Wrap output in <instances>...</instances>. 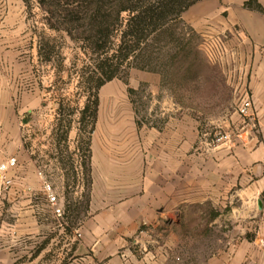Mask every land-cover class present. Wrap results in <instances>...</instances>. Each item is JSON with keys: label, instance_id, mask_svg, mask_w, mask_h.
I'll return each instance as SVG.
<instances>
[{"label": "crops", "instance_id": "0c3cea01", "mask_svg": "<svg viewBox=\"0 0 264 264\" xmlns=\"http://www.w3.org/2000/svg\"><path fill=\"white\" fill-rule=\"evenodd\" d=\"M249 1L203 0L182 17L202 38L226 43L224 62L210 65L219 76L211 81L217 97L221 84L231 96L217 118L233 140L213 146L202 139L200 112L179 104L161 76L145 77L162 108L141 125L132 114L128 128L96 127L89 217L74 231L64 264H169L178 237L161 231L206 206L211 226L228 234L201 264H264V0H255L261 11L247 8ZM40 66L24 1L0 0V165L18 162L11 184L0 183V264L31 260L39 233L63 227L23 140L25 118L44 106ZM246 96L253 107L243 119L230 107Z\"/></svg>", "mask_w": 264, "mask_h": 264}, {"label": "rangeland", "instance_id": "374dc122", "mask_svg": "<svg viewBox=\"0 0 264 264\" xmlns=\"http://www.w3.org/2000/svg\"><path fill=\"white\" fill-rule=\"evenodd\" d=\"M26 2L39 49L44 46L46 54L39 68L44 106L25 118L23 140L29 157L56 192L62 207L63 216L59 220L63 227L41 231L35 238L31 260L23 258L16 264H64L71 254L73 233L89 217L91 205V161L89 154L85 153L91 126L89 122L81 126L80 115L72 112L76 105L80 109L85 106L87 92L96 87L101 77L97 67L105 66L110 73L120 69L118 78L99 90L97 127L116 125L128 128L132 114L137 125L145 123L149 114L154 116V112L162 107L155 103L152 85L142 80L159 75L163 79V88L179 104L192 106L200 112L202 139L212 142L221 137L226 142L227 139L233 140V135L221 125L222 118H217V114L229 107L230 102L226 100L231 96L226 94L223 84L219 88L220 95H215L211 80L219 76L210 66L214 62L205 50L210 41L195 33L183 20L168 25L163 35L130 48L128 41L122 45L120 41L128 19L126 13H119L123 0ZM67 3H74L75 9ZM94 3L103 7L98 15L92 7ZM133 4H138V0ZM67 7L76 13L69 15ZM49 21L58 30L51 29ZM67 29L73 38L65 32ZM91 37L93 41L97 37L100 40L102 49L99 54L93 53L96 50H89L87 42H82ZM126 57H130V64ZM215 62L221 63V60ZM137 67L151 68L155 72ZM222 79L221 76V83ZM130 90L135 93L129 94ZM239 103L230 107L231 112L237 111ZM59 109H62L61 116ZM68 126L72 131L68 142L64 143L60 137ZM81 129L87 132H81ZM85 163L87 169L83 167ZM212 218V210L206 206L203 215L193 212L177 228L161 231L166 239L171 234L178 237L169 264H201V260L224 247L228 229L211 226ZM177 256L184 257L182 262L172 259Z\"/></svg>", "mask_w": 264, "mask_h": 264}, {"label": "trees", "instance_id": "16d2710c", "mask_svg": "<svg viewBox=\"0 0 264 264\" xmlns=\"http://www.w3.org/2000/svg\"><path fill=\"white\" fill-rule=\"evenodd\" d=\"M127 1V2H126ZM134 0H123L119 7V13L122 15L126 13L128 15V19L125 22V29L122 31L120 36L121 45L128 41V44L133 46H141L140 44L146 43L150 41L152 38L156 36H160L164 34L168 25L173 22H178L182 20L183 15L195 4L203 0H138V4H133ZM24 3H27L26 0ZM70 7L75 5L74 3H67ZM72 5V6H71ZM247 8L256 9L261 11V7L255 3V0H250L246 4ZM95 9L96 14H100L103 7L97 3H94L92 6ZM66 12L69 15H73L76 13L74 9H69V7L65 8ZM49 26L51 29L58 30L57 27L49 21ZM73 38V34L70 30H65ZM163 33V34H162ZM80 38V37H79ZM93 37L89 39H83L82 42H87V47L89 50H96L93 53L99 54L101 52V47L99 44V38L97 37L96 41L92 40ZM44 46L39 49V56L41 59L45 57ZM127 63L130 61V57L125 58ZM48 60V59H47ZM130 64V62H129ZM142 71H150L155 72L154 69L146 67H137ZM99 74L101 77L98 78V83H96V87L87 92V102L85 106L80 109L78 105H76L73 109L72 114H79L80 120L79 124L82 126L86 122L90 123V131H89V139L86 143L85 153L89 154L90 161L92 159V136L96 130L98 123V113L100 107L99 100V90L104 87L107 83L112 82L114 79L118 78L120 69H115L111 73L104 67H97ZM134 90H130L129 94H134ZM62 109H59V116L62 114ZM61 122V121H60ZM72 131V127L68 126L61 134L60 141L67 143L69 140V135ZM81 132H87L84 129L80 130ZM81 150V149H79ZM84 150V149H83ZM85 169L88 166H83ZM91 171V170H90ZM92 184V180L89 181ZM68 211V209H67ZM71 212V208L69 209V213Z\"/></svg>", "mask_w": 264, "mask_h": 264}, {"label": "built area", "instance_id": "2783aa9c", "mask_svg": "<svg viewBox=\"0 0 264 264\" xmlns=\"http://www.w3.org/2000/svg\"><path fill=\"white\" fill-rule=\"evenodd\" d=\"M210 42L206 44V52L208 57L216 63L215 61H220L221 63L224 62L225 58L227 57V46L225 41L220 37H215L212 39H209ZM253 107L252 99L249 96L244 97L241 102L238 105L237 113L240 117L243 119L249 118V115L251 113V109ZM224 138H215L211 144L213 146L219 145L220 143H223ZM230 141L227 139L226 142ZM17 160L15 158L9 159L7 162L0 165V183L4 186H9L11 182L7 179V175L9 172L17 167ZM43 191L46 196V199L49 203V205L53 208L55 215L58 218H62L63 212L62 207L60 206L58 197L56 195V192L51 184H49L47 181L44 180L43 184Z\"/></svg>", "mask_w": 264, "mask_h": 264}]
</instances>
